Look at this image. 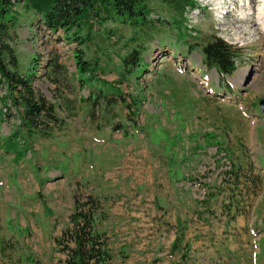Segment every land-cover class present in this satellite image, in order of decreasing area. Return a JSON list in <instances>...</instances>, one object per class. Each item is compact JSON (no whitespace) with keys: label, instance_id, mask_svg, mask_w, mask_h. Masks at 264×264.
<instances>
[{"label":"rangeland","instance_id":"rangeland-1","mask_svg":"<svg viewBox=\"0 0 264 264\" xmlns=\"http://www.w3.org/2000/svg\"><path fill=\"white\" fill-rule=\"evenodd\" d=\"M13 1L18 72L35 73L32 86L54 103L59 122L50 125L49 138H28L18 129L12 102L4 105L0 85V264H60L65 254L54 240L88 195L105 215L120 218L117 207L131 213L136 194L128 191L131 177L125 184L124 173L139 155L157 157L174 170L182 161L184 180L204 205L200 218L193 220V212L187 219L185 232L197 236L175 254L173 243L156 236L145 200L141 236L112 242V264H264V32L254 24L255 13L240 19L260 0H248L247 7L239 6L242 0H221V6L195 0L178 26L172 21L180 19L178 3L147 0L151 14L135 41L129 24L104 21L100 27L92 17L91 29L80 28L81 36L90 37L83 45L60 30L50 32L39 16L23 10V0ZM213 36L238 54L236 70L223 79L201 53ZM137 44L145 59L119 82L120 59ZM77 50L98 62L91 77L114 85L120 98L87 77L83 82L72 56ZM133 219L128 215L123 225ZM100 220L98 214L97 226ZM170 221L167 230L174 233Z\"/></svg>","mask_w":264,"mask_h":264},{"label":"trees","instance_id":"trees-1","mask_svg":"<svg viewBox=\"0 0 264 264\" xmlns=\"http://www.w3.org/2000/svg\"><path fill=\"white\" fill-rule=\"evenodd\" d=\"M164 4H175L180 19H173L174 26L180 25L184 18V12L189 7L196 5L195 0H159ZM22 8L26 12L33 13L41 19V23L50 32L62 31L66 40L83 45L90 37L81 36L82 25L92 28L89 24L92 17L99 21L100 27L104 21H111L120 24H129L135 28L136 35L131 41L136 40L141 26H146V20L151 14L147 8V0H23ZM19 13L15 10L13 0H0V85L6 89V103L12 102L16 109L19 120V131L25 132L28 138L41 136L49 138L51 126L57 124L59 120L56 115V106L48 102L43 95L37 93L32 86L35 73L24 75L18 72V57L13 45L14 30L17 28V18ZM177 30H180L178 28ZM186 32V31H185ZM91 32H89L90 34ZM183 40L184 33H178ZM187 36V35H186ZM186 38V37H185ZM140 45L132 47L120 61L122 69L119 72V82L128 80L133 76L134 69L139 67L144 61L141 55ZM190 48L192 45L189 46ZM204 64L214 69L218 76L223 79L231 75L236 70L237 51L225 41L215 36L210 37L201 47ZM76 64V73L90 82L96 81L107 88H112V96L120 98L121 94L115 90L114 85H106L104 80L98 77H91L95 73L98 62L94 63L84 59V53L77 50L72 54ZM98 68V67H97ZM52 75L56 79L53 70ZM108 97V95H104ZM99 96H95L97 102ZM92 105V107L94 106ZM111 101H106L105 106L109 107ZM90 117H93L92 109ZM115 130L117 127L114 128ZM17 136V133L15 134ZM4 144V143H3ZM9 143V148H11ZM238 173L234 174L237 180ZM83 202L77 203L74 212L69 219V226L63 231L62 237L56 238L55 243L63 247L59 250L65 254V259L60 264H112L113 254L109 246L108 237L105 232L99 230L97 226V216L101 220L105 218L101 206L97 200L88 195ZM102 212V213H101ZM100 220V221H101ZM63 245V246H61ZM182 243L177 238L171 247V251H179ZM1 251V250H0ZM184 258L185 255H184Z\"/></svg>","mask_w":264,"mask_h":264},{"label":"crops","instance_id":"crops-1","mask_svg":"<svg viewBox=\"0 0 264 264\" xmlns=\"http://www.w3.org/2000/svg\"><path fill=\"white\" fill-rule=\"evenodd\" d=\"M169 159L174 163L172 157ZM180 163H182V161H179V164L174 166V170L173 167L161 166L157 157L147 156L146 159L142 160V155H139L133 160V163L130 165L132 169L129 170V172L125 171L124 176L126 178L125 184L131 177L132 186L127 189L130 192L132 188L133 191L131 193L136 194V197H133L131 201L129 210L132 209L137 212L135 213L132 211L128 213V209L117 207L115 211L120 218L108 216V214L105 215V218L100 221L99 230L106 233L110 243L109 245H111L112 242L118 241L121 235H131L133 240L141 236L139 233L140 230H138L137 227L141 225L140 223L144 219L141 217L144 216L141 211L144 209V206H146L143 204L145 200L149 201L147 207L151 210V217L156 221V236L160 237L162 241L168 240L170 244H172L179 238L182 243L181 248H183L185 246V244H183L184 242L187 243L188 239L197 236L185 232L188 224L187 219L193 216V212L196 213L193 220L200 218L201 207L204 205L202 203L200 204V202V205H198L194 191L192 188L188 187V183L184 180V174H182L184 166ZM146 169L149 170V173L147 176H144L143 170L146 171ZM122 192L127 196L125 188ZM126 199L128 198L124 197L120 199L121 205H127ZM128 215L136 217L137 219H133L132 223L123 225V223H125L124 219L127 218ZM171 217L174 220V233L167 230V226L169 227L171 222ZM122 219L124 222L120 224L119 220ZM136 220H138V222ZM176 252L174 253L176 254Z\"/></svg>","mask_w":264,"mask_h":264},{"label":"bare ground","instance_id":"bare-ground-1","mask_svg":"<svg viewBox=\"0 0 264 264\" xmlns=\"http://www.w3.org/2000/svg\"><path fill=\"white\" fill-rule=\"evenodd\" d=\"M222 1L221 0H211V2L216 3L217 6L223 5ZM248 5H249L248 0H242L241 2H239L240 7H244V6L247 7ZM250 12H252V14L255 13L254 24L258 26L264 32V0H260V5L254 9L246 8L244 12L240 13V19L242 20L246 18V16L251 15Z\"/></svg>","mask_w":264,"mask_h":264},{"label":"water","instance_id":"water-1","mask_svg":"<svg viewBox=\"0 0 264 264\" xmlns=\"http://www.w3.org/2000/svg\"><path fill=\"white\" fill-rule=\"evenodd\" d=\"M259 110L261 115L264 117V98L259 101Z\"/></svg>","mask_w":264,"mask_h":264}]
</instances>
